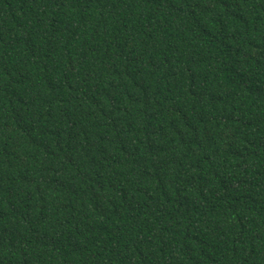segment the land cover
Wrapping results in <instances>:
<instances>
[{"label":"trees","instance_id":"16d2710c","mask_svg":"<svg viewBox=\"0 0 264 264\" xmlns=\"http://www.w3.org/2000/svg\"><path fill=\"white\" fill-rule=\"evenodd\" d=\"M0 264H264V0H0Z\"/></svg>","mask_w":264,"mask_h":264}]
</instances>
